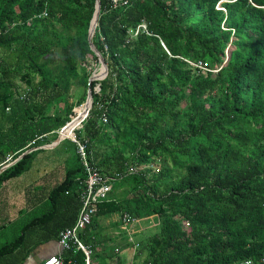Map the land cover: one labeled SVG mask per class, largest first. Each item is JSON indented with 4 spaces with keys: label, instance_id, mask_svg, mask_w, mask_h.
Here are the masks:
<instances>
[{
    "label": "trees",
    "instance_id": "16d2710c",
    "mask_svg": "<svg viewBox=\"0 0 264 264\" xmlns=\"http://www.w3.org/2000/svg\"><path fill=\"white\" fill-rule=\"evenodd\" d=\"M99 3L90 41L108 72L89 81L96 0H0V167L13 162L0 186L77 117L90 84L74 134L111 190L79 235L89 264H125L127 248L130 264H264V0ZM68 142L73 164L0 264H23L74 225L87 173ZM113 216L119 236L102 232ZM142 220L156 228L136 236ZM61 258L86 263L80 250Z\"/></svg>",
    "mask_w": 264,
    "mask_h": 264
},
{
    "label": "rangeland",
    "instance_id": "374dc122",
    "mask_svg": "<svg viewBox=\"0 0 264 264\" xmlns=\"http://www.w3.org/2000/svg\"><path fill=\"white\" fill-rule=\"evenodd\" d=\"M95 52H97V50L95 49ZM97 60L96 63L93 62L91 59H87L86 62L84 63L87 67H89L92 71V74L90 76L89 79H91L92 77H96L95 80H102L101 78L104 77L105 74V69L107 67H105V65L102 63L104 62L103 59L101 58L100 54H96ZM102 70V72H101ZM108 72V70H107ZM103 74L102 76H100L99 74ZM106 77V76H105ZM104 77V78H105ZM22 88H24V85H22ZM95 91H99V89L96 87ZM88 92V91H87ZM80 94V92H77V95ZM83 111V109H81V111L78 113L77 116H79V114ZM83 117V116H82ZM77 118L73 119L72 121L75 122ZM85 120V118H80V120L78 122V124H75L73 127H71V130L69 132V134L72 132V137H74V131H77L79 128H81V124L82 122ZM69 121L67 122L62 128H66L67 129V125L70 126L71 124H73L74 122ZM78 126L75 130L74 127ZM60 130V129H59ZM59 130L56 132L57 136L59 133ZM61 134V133H60ZM63 134H61L62 139H55L53 142L55 144H58L59 142V146L52 152L51 150H48L47 152H45L44 150L40 151L37 154V161L36 162H40V163H44L47 164V175L45 176L44 179H38L35 180V172L31 173V176H29L30 174H26L21 176L20 178H17L13 183H11L8 188L1 193V197H8V203H6L4 206H0V214H4V207L6 206V212L9 213V215L12 213V216L17 215V213H21L22 215H26L27 217H33L34 215H36V211L34 212H28L29 209V203L26 201V195L28 196V189L32 190V194L34 195L35 200H40L42 199L47 193L48 191L55 185L57 184L63 177V172L65 167L72 165L73 164V159L68 160L67 162H64L61 158V153L63 152V148L68 149V151L72 150L73 146H71V143L68 142V140L72 141L71 138H68V140L63 137ZM43 136L39 137V139H42ZM67 138V137H66ZM49 139H53L51 137H49ZM57 141V142H55ZM73 142V141H72ZM50 144V143H49ZM42 146V145H41ZM36 160V158L34 159ZM70 162V163H69ZM13 163V162H12ZM69 163V164H68ZM11 163H8L7 165H9ZM41 171V170H40ZM41 174V172H40ZM39 174V175H40ZM31 196V193H30ZM0 205H3V201L0 203ZM13 207V211L10 213L11 209L10 207ZM1 216V215H0ZM17 219V218H16ZM117 219V217H112L109 219H103L100 221V225L103 227L102 232L110 235V236H114L117 233H115V229L110 226V222L115 221ZM3 219H0V224L3 222ZM14 228L13 232L10 231L9 236L13 237L14 234H18V229L15 226H11ZM137 228V230H136ZM154 228H156L155 224L153 222H146V220H142L137 224L133 225V229L136 232V236L137 234H139L140 232H144V230L149 229V232L154 230ZM12 229V228H11ZM142 230V231H141ZM140 231V232H139ZM141 233V234H142ZM116 236H119L116 235ZM136 238V237H135ZM10 239H5L0 237V243L2 242V244L5 242L4 240H11ZM118 243L122 244L121 241L118 239L117 240ZM117 255H119L120 257H124L125 258V264H130V259L132 258L133 255V251L131 249H124L122 251H118L116 252Z\"/></svg>",
    "mask_w": 264,
    "mask_h": 264
},
{
    "label": "built area",
    "instance_id": "2783aa9c",
    "mask_svg": "<svg viewBox=\"0 0 264 264\" xmlns=\"http://www.w3.org/2000/svg\"><path fill=\"white\" fill-rule=\"evenodd\" d=\"M118 3H121L123 6L128 3V0H113L114 7H116ZM45 16V13L43 14ZM83 107V118H86L89 111H85L86 104L84 103L79 108ZM77 109V108H76ZM76 109L74 111L75 116L70 120L76 118ZM74 122V121H72ZM80 123V122H78ZM69 126L67 125V128ZM78 126L76 125L74 127V130ZM67 131L66 128H60L58 137L59 139H62L61 134L65 133ZM73 132V130H72ZM72 132L69 134V136H63L65 139L71 138V140L76 145V151L77 154L80 155V161L84 163L85 165V171L87 173L86 179L84 181L85 186L84 190L82 192V206L79 211L78 217L74 223V225L71 228H67L65 230H62L58 235L57 243L60 247V251L51 257H48L47 259L43 260L40 264H63L62 261V253L67 250H80L85 256V264H89V256L91 254V251L88 247L84 246L83 243L80 240V233L84 228H86L87 225L90 224L92 220V216L94 215V212L96 211V203L98 200H104V198L107 196L108 192L111 190L109 182L111 179L108 176H104L100 174L95 169L88 166L86 163V148L83 143H81L78 139H76L75 135L72 137ZM61 133V134H60ZM10 161L9 158L6 160V162ZM187 226V224H186ZM118 251V250H116Z\"/></svg>",
    "mask_w": 264,
    "mask_h": 264
},
{
    "label": "crops",
    "instance_id": "0c3cea01",
    "mask_svg": "<svg viewBox=\"0 0 264 264\" xmlns=\"http://www.w3.org/2000/svg\"><path fill=\"white\" fill-rule=\"evenodd\" d=\"M59 144V143H58ZM54 142H51L50 144H45L43 146H36L35 148H32L28 151H36V153L38 154L40 151L44 150L45 152H47L48 150H51L52 152L58 147ZM57 146V147H56ZM39 155V154H38ZM61 158H63V154L61 153ZM7 158V157H6ZM37 161V157L36 160L33 161L31 168L23 173L21 176L26 175V174H30L29 176H31L32 172H35V180L38 179H44L45 176L47 175V164L44 163H40V162H36ZM6 165H3L0 167V169ZM41 170V171H40ZM41 172V174H40ZM40 174V175H39ZM21 176L17 177L20 178ZM17 178H14L12 180H9L8 182H6L5 184H2L0 186V203L3 201V205H0L1 207L4 206L6 203H8L9 198L8 197H1V193H3L8 186L13 183ZM31 199V198H29ZM26 201L29 203V211H33L34 208H36L37 206H39L40 203H42L43 198L40 200H37L38 202H34L32 200V202L29 200ZM13 207L11 206L10 209V213L13 211ZM4 214H0V219H3L4 221L0 224V237L5 238V239H10L13 237H10V231L13 232L14 228L11 226H18L19 224H24L26 223L30 218L32 217H27L26 215H22L20 212L17 213V215L14 214V216H12V213L9 215L8 212H6L7 207L5 206L4 208ZM1 212V211H0ZM17 218V219H16ZM12 228V229H11ZM5 242L3 244H5L6 242H8L9 240H4ZM2 242L0 243V247L3 245ZM60 251V247L57 243V240H52L49 241L48 243H44V244H40L38 247H36L34 249V251H32L26 258V260L24 261L23 264H40L43 260L47 259L48 257L54 256L56 255L58 252Z\"/></svg>",
    "mask_w": 264,
    "mask_h": 264
},
{
    "label": "water",
    "instance_id": "95a60500",
    "mask_svg": "<svg viewBox=\"0 0 264 264\" xmlns=\"http://www.w3.org/2000/svg\"><path fill=\"white\" fill-rule=\"evenodd\" d=\"M99 12H100V3H99V0H96V4H95V12H94V15H93V18H92V20H91V24H90V28H89V34H88V40H89V45H90V47H91V50L94 52V53H96V54H98L99 55V53L98 52H95V48L93 47V45H92V43H91V37H92V35H93V32H94V29L96 28V26H97V20H98V16H99ZM104 65H105V67H106V64L104 63V62H102ZM107 75V67H106V69H105V74H104V77ZM95 78L96 77H92L91 79H89V81H92V80H95ZM102 79V78H101ZM89 100V105L87 106V101ZM91 102H92V99H91V95H90V84L88 85V97H87V99H86V101H85V104H86V109H85V111H89L90 110V108H91ZM58 139H59V137H58ZM57 139V140H58ZM55 142H57V141H55ZM59 143V142H58ZM28 152H30V151H26L24 154H26V153H28ZM20 158V157H19ZM18 160V159H17ZM16 161V160H15ZM14 161V162H15ZM13 163H11V164H9V165H7V166H4V167H2L1 169H0V173L2 172V171H4L7 167H9L10 165H12Z\"/></svg>",
    "mask_w": 264,
    "mask_h": 264
},
{
    "label": "bare ground",
    "instance_id": "6f19581e",
    "mask_svg": "<svg viewBox=\"0 0 264 264\" xmlns=\"http://www.w3.org/2000/svg\"><path fill=\"white\" fill-rule=\"evenodd\" d=\"M89 100L87 101V106L89 105ZM83 116V111L79 114V116H77L75 122L73 124H71L68 128L67 131L63 134V136H69V132L71 130V127H73L75 124H78L77 122L80 120V118Z\"/></svg>",
    "mask_w": 264,
    "mask_h": 264
},
{
    "label": "clouds",
    "instance_id": "9594fccd",
    "mask_svg": "<svg viewBox=\"0 0 264 264\" xmlns=\"http://www.w3.org/2000/svg\"><path fill=\"white\" fill-rule=\"evenodd\" d=\"M103 78H104V77H103ZM103 78H102V79H103Z\"/></svg>",
    "mask_w": 264,
    "mask_h": 264
}]
</instances>
